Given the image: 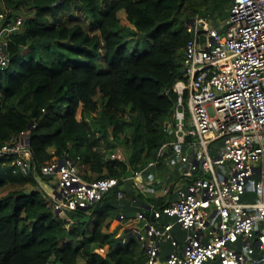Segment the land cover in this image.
<instances>
[{
  "label": "trees",
  "instance_id": "16d2710c",
  "mask_svg": "<svg viewBox=\"0 0 264 264\" xmlns=\"http://www.w3.org/2000/svg\"><path fill=\"white\" fill-rule=\"evenodd\" d=\"M3 2L12 14L24 6L29 15L23 16L25 33L9 38L10 61L0 67V147L30 129L32 185L42 177L39 166L54 156L86 165L94 179H120L129 165L141 169L155 159L174 139L165 122L177 104L172 88L182 75L185 23L196 14L226 18L230 5L229 0ZM76 10L91 19L93 32L63 23ZM121 11L129 25L119 19ZM139 42L145 43L141 52ZM50 44L82 60L45 62L22 54L26 47ZM123 138L132 147L128 162L106 160V150L112 152ZM12 177L0 179V264H78L82 257L84 264L142 263L133 239L123 244L114 232L103 231L117 209V190L86 210L72 211L68 222L55 215L38 187L23 190L25 176Z\"/></svg>",
  "mask_w": 264,
  "mask_h": 264
},
{
  "label": "built area",
  "instance_id": "2783aa9c",
  "mask_svg": "<svg viewBox=\"0 0 264 264\" xmlns=\"http://www.w3.org/2000/svg\"><path fill=\"white\" fill-rule=\"evenodd\" d=\"M0 1V67H6L9 38L20 34L25 22ZM229 2L223 22L196 14L185 23L188 40L182 48V75L172 88L177 94L175 139L169 144L175 149L180 169L192 172L200 167L202 176L195 180L191 193L181 194L177 201L161 208L150 207L153 219L173 217L181 229L190 232L183 253L170 254L161 264L215 260L217 264H264V0ZM178 107L183 111L178 112ZM29 136L30 129L21 131L0 147V158L13 157V174L27 175L34 170L33 163L29 164ZM188 136L200 146L191 160L181 152ZM219 139L224 148L212 158L208 146ZM115 158L109 155L110 160ZM156 163L150 161L146 168ZM144 171L134 170L120 179L85 181L68 156H54L39 166L42 176L56 177V206L65 211L86 210L123 183L144 189ZM256 173H260L259 181L254 180ZM246 193L256 194L255 199L243 200ZM117 196L122 198L123 193L118 191ZM214 213L221 228L211 227L209 238L204 240L203 231ZM137 217L142 219L144 214ZM171 228L172 224H146L144 234L138 235L145 252L143 264H156L162 237L177 245ZM237 241L240 249L233 245Z\"/></svg>",
  "mask_w": 264,
  "mask_h": 264
},
{
  "label": "crops",
  "instance_id": "0c3cea01",
  "mask_svg": "<svg viewBox=\"0 0 264 264\" xmlns=\"http://www.w3.org/2000/svg\"><path fill=\"white\" fill-rule=\"evenodd\" d=\"M223 148L224 146L222 147V149ZM159 151L156 155V158L152 160H157L156 165L149 168H146V166L143 167L145 169L143 174V183L145 187L144 189L135 186L131 182L125 184L123 183L120 188L117 189V192L121 191L123 193L122 198H124L125 195H128L127 205H129L130 207H136L135 214L129 216L116 209L114 214L111 213L107 219L110 222L112 221V223L110 224V229L104 228L103 230L106 233L114 232V237L122 239L123 244L127 243L128 237L133 239L138 245L136 250V257L142 260L141 264H143V262L145 261V252L142 248V245L138 241V235L144 234L147 223L153 225L172 224L170 234L177 243V245L174 246L172 244V241L170 239H167L166 237H162L161 239H159V252L156 257V264L163 263L170 254L175 253L181 255L183 253L185 241L190 232L181 229V227L177 224L175 218L173 217L163 215L159 219H153L151 216L150 207L154 206L157 208H161L165 205L177 201L180 198L181 194L191 193L192 186L195 180L198 177L202 176L200 167L192 172H188L186 171V169H180L181 163L179 160H176L175 149L171 144L166 143L164 145V147L161 149L160 156L158 155ZM198 151L199 149L197 148V144L193 143V138L190 136L186 137V143L181 147L182 155L186 156L188 160H191L193 155ZM12 160L13 157L0 158V175L2 173H8L9 177L13 178L12 176H14L15 174H13L12 172ZM83 166L86 165H80V168H78L76 165L79 175L83 180L86 181L84 175H87L90 179L96 178V173H91L89 170L88 174L81 173L80 169L83 168ZM220 171H222L223 174L225 173V169L223 167H221ZM224 176H226V174H224ZM52 179V177L42 176V179L38 181V188L46 193L48 198L51 200L50 202L51 204H53V208H55L53 210L55 215L65 219L68 222H71V216H66L65 210L60 209L56 206V196L58 188L56 179L55 181H52ZM44 182L50 184L51 188H49L51 190L48 189ZM27 184L32 185L31 183H26L25 185ZM32 186L34 187V185ZM35 188L36 187H34V189ZM139 213H143L144 218L139 219L137 217ZM213 226H216L218 229L221 228L219 218L216 217L215 213L210 216L209 225H207L206 229L203 231L204 234L202 237L204 240H207L209 238L207 231H209Z\"/></svg>",
  "mask_w": 264,
  "mask_h": 264
},
{
  "label": "rangeland",
  "instance_id": "374dc122",
  "mask_svg": "<svg viewBox=\"0 0 264 264\" xmlns=\"http://www.w3.org/2000/svg\"><path fill=\"white\" fill-rule=\"evenodd\" d=\"M1 2V1H0ZM27 12V9L23 6V9L20 10V11H16V15L17 16L18 14L22 15V17L25 15H29V14H26ZM18 13V14H17ZM227 15V14H226ZM219 17V16H218ZM225 17V16H223ZM119 19L121 20V22L124 24V25H129L128 22L126 21L125 19V15L124 13L120 12L119 13ZM219 20L221 22H223L225 20V18H220L219 17ZM62 21L63 23H66V24H81L86 30L88 31H91L92 29V26H93V23L91 21V19H89L86 15H84L83 13H81L79 10H76L74 15H67V16H63L62 18ZM27 30L26 26L24 25V28L22 30V32L20 34H23L25 33V31ZM223 30H221L222 32ZM93 32V31H91ZM135 46V43H131V47L130 49H132V47ZM145 48V43H141L139 42V44L137 45V49L139 50V52L143 51ZM22 54H25L26 56H29V55H35V57L38 59H41L45 62H55V61H81L82 59L74 56V55H71V54H67L66 52L58 49L56 47L55 44H50V45H44L42 47H40V49H36L34 51L28 49L27 47L24 48L22 50ZM183 105H184V109H185V123L188 124L189 122V114H188V109H187V96L184 97V101H183ZM80 113V112H79ZM77 114V118L79 119L80 118V114ZM127 123H129L131 120L129 117L125 118ZM175 123H176V120H175V116H174V112L173 114L171 115V118L166 120L165 122V129L170 132V133H173L174 135V129H175ZM103 143L104 145H106L107 143L103 140ZM224 146L223 144V140L219 139V140H216L212 143L209 144L208 146V152H209V155L214 158L217 156L218 154V150L219 149H222V147ZM167 147V145H166ZM169 147V146H168ZM197 148L200 149V146L197 145ZM131 152H132V147L131 146H127L126 145V139L123 138V140L119 143H114V149L112 152H108L106 150V156H105V159L106 160H110L109 159V155H111V153H113L115 155V159H111V160H122V161H126L128 162V159H129V156L131 155ZM77 164V167L80 168V165L81 163H76ZM227 164L229 163H226V165H224L225 167L227 166ZM128 170H129V173L127 174L130 175L134 170L136 169H132L129 165L128 167ZM80 172L81 173H84V174H88V167L86 166H83V168L80 169ZM22 176H25V180L27 183H31V180H30V175L27 174V175H22ZM34 177V176H33ZM97 177V175H96ZM9 177V174L6 173V174H1L0 175V179H4V180H8ZM37 178H39L38 180L35 179V184H34V187H38V181L40 179H42V177L40 175L37 176ZM52 181H55L56 177L53 176L52 177ZM254 180L255 181H259L260 180V173H256L254 175ZM44 184L48 187L49 190H51V186L50 184H47L46 182H44ZM34 187L30 184H27L25 185L23 188V190L26 192V193H29V191H31L32 189H34ZM50 187V188H49ZM117 188L113 189V191H116ZM256 197V194H253V193H246L242 196V199L243 200H249V201H253ZM127 200H128V195H125L124 198H118L117 195H116V198H115V205L117 207L118 210L122 211L123 213L129 215V216H132L133 214H135V211H136V207L132 206L130 207L129 205H127ZM55 208H53L54 210ZM74 212L72 211H65V215L66 216H72ZM217 220V219H216ZM234 246H236L237 248H241V243L239 241L237 242H234L233 243ZM85 262V258L82 257L78 260V264H84ZM205 264H217V260L215 261H211V262H207Z\"/></svg>",
  "mask_w": 264,
  "mask_h": 264
},
{
  "label": "water",
  "instance_id": "95a60500",
  "mask_svg": "<svg viewBox=\"0 0 264 264\" xmlns=\"http://www.w3.org/2000/svg\"><path fill=\"white\" fill-rule=\"evenodd\" d=\"M177 111H178V112H182V111H183V108H182V107H178V108H177ZM29 127H31V124H30ZM29 164H30V166L32 165V160L29 162Z\"/></svg>",
  "mask_w": 264,
  "mask_h": 264
}]
</instances>
